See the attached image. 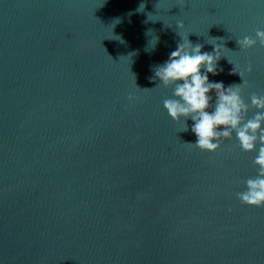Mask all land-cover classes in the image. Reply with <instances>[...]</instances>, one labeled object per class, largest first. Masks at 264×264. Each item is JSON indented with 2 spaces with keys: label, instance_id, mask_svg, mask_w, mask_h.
<instances>
[{
  "label": "water",
  "instance_id": "95a60500",
  "mask_svg": "<svg viewBox=\"0 0 264 264\" xmlns=\"http://www.w3.org/2000/svg\"><path fill=\"white\" fill-rule=\"evenodd\" d=\"M257 28L264 0H0V264H264V207L237 198L259 146L185 144L153 79L181 37L219 44L209 81L235 68L250 106Z\"/></svg>",
  "mask_w": 264,
  "mask_h": 264
},
{
  "label": "clouds",
  "instance_id": "9594fccd",
  "mask_svg": "<svg viewBox=\"0 0 264 264\" xmlns=\"http://www.w3.org/2000/svg\"><path fill=\"white\" fill-rule=\"evenodd\" d=\"M177 28L183 29L184 24L178 23ZM177 35H180L179 32ZM116 37L121 40L119 36ZM121 42L123 43L122 40ZM236 43L242 51L255 47L257 43L264 47V29L257 28L255 38L244 35L237 39ZM212 45L213 52H202L203 45L192 44L188 38L181 37V42L170 53L169 58L153 69V79L158 80L165 88H173V98L165 99L163 107L173 121L180 122L183 119V132L189 130L187 120L193 121L191 131L195 134L196 141L185 144L201 151L215 153L235 133L243 152L257 151L259 146L254 160L257 174L254 178L247 179L246 190L237 193V198L245 205L264 207V95H251L250 106L256 111L249 118L250 106L243 97L247 81L242 73L236 72L234 68V73H238L242 78V84L225 87L222 82H210L208 74H218V61L222 56L221 45ZM252 70V64L249 62L247 72L251 73ZM213 91L214 104L213 97L209 94ZM128 99L131 101L133 97L130 95Z\"/></svg>",
  "mask_w": 264,
  "mask_h": 264
}]
</instances>
